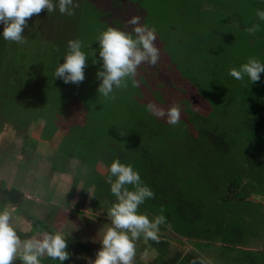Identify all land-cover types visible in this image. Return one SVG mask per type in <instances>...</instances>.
Here are the masks:
<instances>
[{"label":"rangeland","instance_id":"374dc122","mask_svg":"<svg viewBox=\"0 0 264 264\" xmlns=\"http://www.w3.org/2000/svg\"><path fill=\"white\" fill-rule=\"evenodd\" d=\"M87 1L91 2L92 6H88L85 15L89 16L88 13H90L93 19L91 13L94 15L93 6H95L98 18H102L103 21H115V27H121L122 30L131 32L132 26L127 21L133 16H139L142 24L155 27L160 60L154 66L143 63L140 68L138 67L134 77L137 81L136 86H133L130 78L127 89H116L114 104V101L110 102L109 99H99L102 95H99L97 90L99 84L96 83L94 85L96 89L92 90L93 83L90 86L89 83L81 82L82 90L78 86L76 89L78 93L68 98L62 93L57 94L55 88H48L47 85V91L51 89L49 99L52 104L64 111L60 112L63 114V122L72 126V136L63 138L59 145H56L57 141H55L50 147L49 140L41 141L42 145L48 148H42L41 145L39 147L41 152L37 150L33 154V141H30L31 143L23 151L27 142L23 137H19L18 131L24 127L25 121L29 123V126H33L32 121L40 120L41 117L47 116L48 112H33L31 115L32 112H28L31 109L22 106L18 97L19 95L23 97L24 90L32 82L34 85V77H29V69L21 70L22 79L19 73L13 72L14 77L11 79L15 91L7 90L6 94L5 83L0 81V89L3 90L0 92V130H4L0 131V145L6 147L0 150V157L6 159L5 167H0V182L4 181L12 187L16 186L15 189L23 191L26 197L24 204L19 208L14 204H7L12 213V224L17 232L27 234L32 228L31 216L34 215L41 220L45 219L50 225V231L59 230L69 235L67 250L71 255L63 264H88L86 257L95 259V253L101 247L100 240L103 237L101 229L110 226L107 225L110 223L107 216L108 202L110 204L115 202L114 195L109 197L110 193L106 192V187H102L100 182L109 185L106 183V177L110 174L109 165L119 157L114 138L120 132L122 123L115 125V130L118 132L110 131L107 126H100L94 131L88 129L85 131V128L98 125L97 116L89 112H116L127 118L133 117L129 112H134L138 127L142 128L151 126L154 117L157 118L146 111L145 106L149 102L164 109L179 105L180 118H183L181 121L191 126L188 114L200 115L201 112L194 111L203 110L197 108L196 96L199 95L197 88L200 87L205 91L217 92L219 100L223 103L225 101L231 112H241V107H244V112H250V109L254 110V101H256L254 112H258L259 119H264V72L260 74V81L254 84H251L247 76L243 80H237L229 74L230 68L238 69L249 56H255L264 62V21H259L256 16V9L264 8L261 0ZM117 21L121 22L120 26H116ZM257 22L261 25L260 31L254 34L245 31L246 27ZM85 27H82L81 31L88 29V32L92 33V38L94 37L86 49L93 54L98 48L96 37L107 28L88 25L87 28ZM28 42L27 44L26 42L18 43L23 47L21 51L14 53L18 56L9 52L5 61L18 67L20 64H25L28 68L33 66V70L38 71L42 66L35 61L36 52L49 53L50 57L53 53L48 45L33 44V39ZM96 55L99 58V53ZM101 63H95L97 69ZM84 71L87 70L84 69ZM22 85L26 86L25 89ZM21 90L23 95L19 93L16 96L15 92H21ZM94 91L97 97L89 101L84 99L87 97L86 94H93ZM10 92L11 95H9ZM78 95L80 98L82 95L85 97L80 100L79 97L77 98ZM118 99H123L126 104L121 105ZM130 100L137 107L132 105ZM168 101L171 105L167 104ZM198 105L200 107L199 103ZM129 129L133 130L130 124ZM161 129L163 130L160 140L169 144L174 140L180 143L181 133H184L186 127L169 123L165 125L159 121L157 128L152 130L157 133ZM133 131L141 134L139 130ZM80 135H84L82 141H79ZM111 139L114 141L110 144ZM57 148L59 149L56 150ZM13 156L16 158L14 159ZM29 159L32 161L28 162ZM12 160L16 163L13 164ZM65 160L66 163L58 164L59 169L66 164L64 172H51L53 161L59 163ZM16 179L19 182H15ZM186 183L189 184L188 181ZM177 185H180L179 182ZM5 197L6 195H1L0 200L4 201ZM251 198L264 204L262 196L254 195ZM150 203L153 205L148 204L142 207L140 205L139 212L146 213L151 219L156 216L153 211L161 212L163 207L155 205L152 201ZM57 206L61 210L51 220L53 215L51 210ZM165 217L166 222L159 226L158 236H164V239L169 241L168 256L173 257L176 252L182 255L194 252L201 253L199 256L205 262L204 264H235L228 254L220 255L213 248L198 244V241L183 238V234L173 228L175 224L169 222L170 219L167 216ZM41 229L34 235L42 234L44 231ZM20 237L23 239L22 236ZM253 242L254 244L249 248L253 249L259 261L252 264H264V260L260 259L261 254L264 253L263 242L260 238ZM152 243H154L153 240H145L142 236L135 241L133 264H157L159 251ZM45 257L48 256L45 255L43 258ZM12 264H21V261L17 258ZM42 264H60V262L47 258L45 262L42 260Z\"/></svg>","mask_w":264,"mask_h":264},{"label":"trees","instance_id":"16d2710c","mask_svg":"<svg viewBox=\"0 0 264 264\" xmlns=\"http://www.w3.org/2000/svg\"><path fill=\"white\" fill-rule=\"evenodd\" d=\"M77 2L79 7L75 9V14L72 16L61 14L57 7L51 13L42 9L39 14H33L30 18H26L28 25L22 32V35L26 37V44L28 40L33 39V44L48 45L53 53L50 57L49 53L36 52L35 61L43 67L38 71L33 70V66L28 68L25 64H20L19 67L8 64L5 61L7 54L21 51L23 47L17 42L6 41L0 37V81L5 83V94L7 90L12 91L15 87L12 86L11 79L14 77L13 72L19 73L22 79L21 70L29 69V77H34L35 83L33 85L32 82L27 89H25V85H22L25 89L24 95L22 90L15 92L16 96L19 93L23 95V97L19 95L18 101L21 100L22 106L31 109L28 111L32 112L31 115L33 112H48L47 116L41 117L40 120L32 121L33 126H29L26 121L25 125L22 124L24 127L20 128L18 135L27 142L23 151L31 143L30 141H33V154H35L43 144L41 141L49 140L50 147L53 142L57 141L56 145H59L63 138L72 136V126L65 124L66 122L62 120L63 114L60 112L64 111L58 109L57 105L54 106L49 99L50 90L53 88L56 89L57 94L62 93L67 98L78 93L76 91L78 86L79 89L82 88V83L79 85L65 84L62 79H55L54 76V70L58 63L64 62L63 56L68 50V40L79 38L85 45L83 50L87 53L88 59L83 82L89 83L90 86L93 83L92 90L96 89L95 83L100 84L96 78L97 68L93 63L94 59L98 63L100 62L98 56L86 50L87 45L94 37L92 38V33L88 32V29L84 32L81 29L85 26L87 28V25L103 29L109 27L108 23L115 27V21H103L102 18H98L95 6H93L94 15L91 13L94 19L90 17V13H88L89 16L85 15L88 6L91 7L92 3L87 0H77ZM107 17L110 16L107 15ZM117 22L116 26H120L121 22ZM2 31L3 25L0 24V32ZM23 52L25 53V51ZM98 53L99 49L97 48L95 54ZM47 85L48 88L51 87L49 91L46 89ZM197 89L199 95L196 98L200 104L198 107L197 103V108L203 110L194 111L201 112L200 115L188 114L191 126L181 121L183 118H180L178 124L186 127L184 133H181L180 143L174 140L165 144L160 140L163 129L157 133L152 130L157 128L159 121L166 125V118L163 121V118L160 120V117H154L151 126L140 128L134 117V112H129L133 116L130 118L116 112H89L97 116L98 125L84 130L94 131L100 126H107L110 131L118 132L115 130V125L122 123L120 132L114 138L119 155L117 158L120 162L132 164L135 169L139 170L142 181L155 192V198L147 199L141 207L148 204L153 205L150 201L155 205L162 206L163 211L155 210L153 213L155 215L162 213L167 216L170 219L169 222L175 224L173 228L183 234V238L198 241V244L213 248L220 255L226 253L231 260L233 258L235 264H252V262L259 261L253 249L249 248L254 244L253 240L260 238L264 245V204L251 198L254 195L264 197V119H259L258 112H254L256 101H254V110L250 109V112H244V107L240 108L241 112H231L229 105L225 101L223 103L219 100L217 92L205 91L200 87ZM2 91L0 89V92ZM11 94L10 92L9 95ZM86 96L82 95L80 98L78 95L77 98L83 100L85 97L84 99L89 101L95 96L97 97V94L94 91L93 94H86ZM99 99H109L110 102L114 101V104L116 102V100L103 96ZM117 101L121 105L126 104L123 99ZM79 102L81 103V101ZM130 103L137 107L131 100ZM82 104L86 105L87 102H82ZM167 104L171 105L169 101ZM11 116L13 117V114ZM129 124L131 129L139 130L141 134L130 130ZM4 125L2 124V126ZM149 133H151L150 136ZM78 137L79 141H82L84 135ZM114 139H111L110 144ZM4 148H6L4 145H0L1 151ZM42 148L47 149L48 147L42 145ZM29 161L32 160L29 159ZM61 163H66V160L59 161V163L53 161L51 172H64L66 164L59 169ZM17 181L16 179L15 182ZM6 184L4 181L0 182V196L6 195L4 201L0 200V206L10 203L19 208L26 199L25 193L15 189L16 186L7 187L8 184ZM100 185L106 187L105 190L107 189L106 192L110 193L108 195L111 197L110 185L102 182ZM113 199L116 201L115 196ZM111 206L112 204L108 202V209ZM60 210L59 206L51 210V215L53 213L51 220ZM31 220L30 232L27 234L18 232V235L23 239L36 234L41 228H43L41 231H50V225L45 219L41 220L33 215ZM152 245L159 251L156 259L157 264H190L193 258L201 260L199 256L201 253L194 252L185 255L176 252L173 257L168 256L169 241L164 239V236H159V240L154 241ZM263 254H261V260H264ZM47 258L50 257H45L42 260L45 262Z\"/></svg>","mask_w":264,"mask_h":264},{"label":"clouds","instance_id":"9594fccd","mask_svg":"<svg viewBox=\"0 0 264 264\" xmlns=\"http://www.w3.org/2000/svg\"><path fill=\"white\" fill-rule=\"evenodd\" d=\"M261 2L264 3V0ZM57 7L61 14L72 16L79 3L75 0H0V24L3 25L0 37L6 41L24 43L26 37L22 32L28 25L26 18L39 14L42 9L51 13ZM256 16L259 21H264V8H257ZM127 23L132 26L131 32L109 26L95 39L98 41V59L102 62L96 71V78L100 81L97 90L99 95L105 98L114 99L116 89H127L130 78L133 86H136L134 77L138 67L143 63L154 66L160 60L155 27L142 24L139 16L131 17ZM260 28L261 25L257 22L246 27L245 31L254 34L260 31ZM84 47L79 38L67 41L68 50L63 56L64 62L58 63L54 70L55 79L60 78L65 84L76 85L84 81V69L88 59ZM97 62L96 59L93 60L94 64ZM262 72L264 62L255 56H249L238 69H229L232 77L243 80L247 76L251 84L260 81ZM145 109L157 117H166L167 123L171 125L180 122L179 105L164 109L149 102ZM109 173L106 183L110 185V192L116 197V201L107 211L110 220L107 225L110 226L101 229L103 237L95 259H85L88 264H133L135 241L141 236L145 240L158 241L159 226L166 222V217L161 213L150 219L146 213L139 212V206L147 199L155 198V192L142 181L139 170L132 164L122 163L116 158L109 165ZM129 185L131 187H128ZM68 236L55 230L21 239L12 224L11 210L7 205L0 206V264H12L17 258L21 264H42L45 255L63 264L71 255L67 250ZM190 264H203V261L193 258Z\"/></svg>","mask_w":264,"mask_h":264},{"label":"flooded vegetation","instance_id":"af4514ba","mask_svg":"<svg viewBox=\"0 0 264 264\" xmlns=\"http://www.w3.org/2000/svg\"><path fill=\"white\" fill-rule=\"evenodd\" d=\"M13 158L15 159L16 157L13 156ZM12 161H13V164L16 163L15 160H12ZM5 165H6V159L0 157V167L3 168V167H5ZM5 183H7V182H5ZM7 184H8V183H7ZM8 185H9V187L11 186L10 184H8ZM23 204H24V203H23ZM16 209H17V208H16Z\"/></svg>","mask_w":264,"mask_h":264}]
</instances>
